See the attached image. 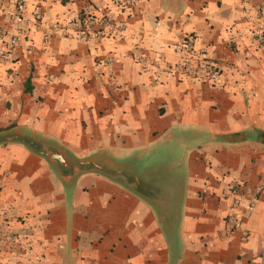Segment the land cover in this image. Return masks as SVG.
Returning a JSON list of instances; mask_svg holds the SVG:
<instances>
[{"label": "crops", "instance_id": "obj_1", "mask_svg": "<svg viewBox=\"0 0 264 264\" xmlns=\"http://www.w3.org/2000/svg\"><path fill=\"white\" fill-rule=\"evenodd\" d=\"M23 1L0 58V264H264V0ZM85 14L115 26L55 30Z\"/></svg>", "mask_w": 264, "mask_h": 264}, {"label": "built area", "instance_id": "obj_2", "mask_svg": "<svg viewBox=\"0 0 264 264\" xmlns=\"http://www.w3.org/2000/svg\"><path fill=\"white\" fill-rule=\"evenodd\" d=\"M115 2L117 3L118 0H115ZM4 3V0H0V8L3 7ZM127 3H130V1H127ZM24 8L25 2L23 0H17L15 2V10L10 13V28H0V58L5 56V54L10 53L16 47L18 37L22 34L21 30L27 25V21L23 17ZM37 17H39V15H37ZM113 25V20L108 14H101L98 16L85 14L80 19L71 21L69 26L63 28L55 27V30L60 35L74 36L90 43L98 41L103 37L102 29L100 27L109 28ZM256 36L257 38H261L263 35L258 32ZM182 46L187 50H191L192 39L187 38ZM175 68L178 71L184 72L193 77H207L213 82H216L219 79L218 69L212 63H206L195 67L191 66L189 61L182 60L175 66ZM259 188H262V185H260ZM228 221L230 226H234L237 222V218L236 216L231 215L228 217ZM11 235L12 230L8 223L0 217V245L8 240Z\"/></svg>", "mask_w": 264, "mask_h": 264}, {"label": "water", "instance_id": "obj_3", "mask_svg": "<svg viewBox=\"0 0 264 264\" xmlns=\"http://www.w3.org/2000/svg\"><path fill=\"white\" fill-rule=\"evenodd\" d=\"M9 140L12 139V137H8ZM46 157L51 161V160H57L61 163V165H66L69 166L70 165V161L69 159L65 156V154L62 151H51V150H47L46 151ZM87 162H81V163H88ZM95 166H98L95 164ZM99 167V166H98Z\"/></svg>", "mask_w": 264, "mask_h": 264}, {"label": "rangeland", "instance_id": "obj_4", "mask_svg": "<svg viewBox=\"0 0 264 264\" xmlns=\"http://www.w3.org/2000/svg\"><path fill=\"white\" fill-rule=\"evenodd\" d=\"M142 194H143V193H142ZM142 196H145V195H142ZM146 196H149V195H146ZM146 196H145V197H146ZM146 198H147V197H146ZM147 199H148V198H147Z\"/></svg>", "mask_w": 264, "mask_h": 264}, {"label": "trees", "instance_id": "obj_5", "mask_svg": "<svg viewBox=\"0 0 264 264\" xmlns=\"http://www.w3.org/2000/svg\"><path fill=\"white\" fill-rule=\"evenodd\" d=\"M27 90H28V88H27Z\"/></svg>", "mask_w": 264, "mask_h": 264}]
</instances>
